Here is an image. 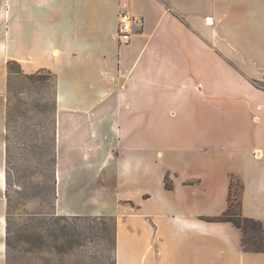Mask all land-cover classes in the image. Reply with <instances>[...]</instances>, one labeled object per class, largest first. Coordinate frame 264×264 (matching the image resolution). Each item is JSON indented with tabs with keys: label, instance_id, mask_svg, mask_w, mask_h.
<instances>
[{
	"label": "crops",
	"instance_id": "crops-1",
	"mask_svg": "<svg viewBox=\"0 0 264 264\" xmlns=\"http://www.w3.org/2000/svg\"><path fill=\"white\" fill-rule=\"evenodd\" d=\"M11 64L55 77L56 213L113 217L115 264H264L217 221L232 184L264 223V0H0V157Z\"/></svg>",
	"mask_w": 264,
	"mask_h": 264
},
{
	"label": "rangeland",
	"instance_id": "rangeland-1",
	"mask_svg": "<svg viewBox=\"0 0 264 264\" xmlns=\"http://www.w3.org/2000/svg\"><path fill=\"white\" fill-rule=\"evenodd\" d=\"M9 72L0 157L4 264H115L113 217L56 213L55 77L27 75L16 64Z\"/></svg>",
	"mask_w": 264,
	"mask_h": 264
},
{
	"label": "trees",
	"instance_id": "trees-1",
	"mask_svg": "<svg viewBox=\"0 0 264 264\" xmlns=\"http://www.w3.org/2000/svg\"><path fill=\"white\" fill-rule=\"evenodd\" d=\"M258 85L264 87V84ZM237 207L239 208V210L237 209ZM217 221L230 222L235 227L241 230V241L245 251L264 252V223L242 216V214L240 213V201L238 198V193L232 189V184L228 196V207L226 211L217 218Z\"/></svg>",
	"mask_w": 264,
	"mask_h": 264
},
{
	"label": "built area",
	"instance_id": "built-area-1",
	"mask_svg": "<svg viewBox=\"0 0 264 264\" xmlns=\"http://www.w3.org/2000/svg\"><path fill=\"white\" fill-rule=\"evenodd\" d=\"M208 21L210 18L207 19ZM144 20L141 16L132 15L127 11L118 14L116 37L119 45L130 42L132 36L140 32L143 28Z\"/></svg>",
	"mask_w": 264,
	"mask_h": 264
}]
</instances>
